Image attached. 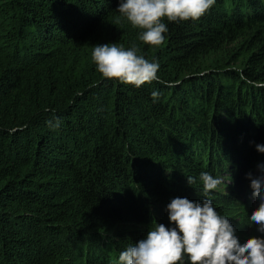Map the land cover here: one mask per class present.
<instances>
[{
	"label": "trees",
	"instance_id": "1",
	"mask_svg": "<svg viewBox=\"0 0 264 264\" xmlns=\"http://www.w3.org/2000/svg\"><path fill=\"white\" fill-rule=\"evenodd\" d=\"M118 6L0 0V264H117L149 227L174 226L176 197L210 199L241 243L264 238L248 224V174L264 175V0L165 20L159 46ZM105 43L135 45L159 80L102 77L91 52Z\"/></svg>",
	"mask_w": 264,
	"mask_h": 264
},
{
	"label": "clouds",
	"instance_id": "2",
	"mask_svg": "<svg viewBox=\"0 0 264 264\" xmlns=\"http://www.w3.org/2000/svg\"><path fill=\"white\" fill-rule=\"evenodd\" d=\"M214 4L215 0H119L117 11L132 28L140 30V41L159 46L168 31L163 21H195ZM120 22L117 19L116 24ZM138 51L135 45H94L91 60L102 77L138 88L159 80V64L150 62ZM157 95L152 93L154 100ZM256 148L264 152V145ZM248 176L253 195L260 199L248 224L258 225V231L264 233V175ZM199 180L205 194L216 190L222 182L208 172H201ZM187 183L194 185L196 179L187 176ZM167 210L174 226L155 223L144 238L119 253L117 264H182L185 257L190 264H264V238L252 236L241 243L228 217L220 215L210 199L200 202L176 197L167 204Z\"/></svg>",
	"mask_w": 264,
	"mask_h": 264
},
{
	"label": "rangeland",
	"instance_id": "3",
	"mask_svg": "<svg viewBox=\"0 0 264 264\" xmlns=\"http://www.w3.org/2000/svg\"><path fill=\"white\" fill-rule=\"evenodd\" d=\"M256 196L253 195V192H251V196H250V199L252 202L256 203Z\"/></svg>",
	"mask_w": 264,
	"mask_h": 264
}]
</instances>
